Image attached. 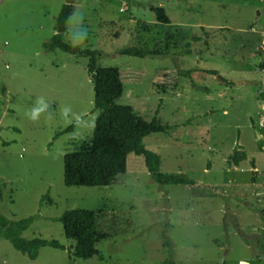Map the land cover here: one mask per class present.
<instances>
[{
	"label": "rangeland",
	"instance_id": "rangeland-1",
	"mask_svg": "<svg viewBox=\"0 0 264 264\" xmlns=\"http://www.w3.org/2000/svg\"><path fill=\"white\" fill-rule=\"evenodd\" d=\"M65 2L0 0V216L37 215L21 237L66 247L42 248L32 261L0 237V264H264V0H85L77 8L65 42L119 70L124 93L115 103L170 128L145 138V149L160 157L162 173L193 182L159 185L145 158L130 154L127 173L106 188L64 183L65 155L92 139L98 116L89 59L45 50ZM168 45L165 57L120 54ZM236 150L247 160L232 167ZM71 210L97 213L104 239L91 259L71 253L76 241L58 221Z\"/></svg>",
	"mask_w": 264,
	"mask_h": 264
},
{
	"label": "trees",
	"instance_id": "trees-1",
	"mask_svg": "<svg viewBox=\"0 0 264 264\" xmlns=\"http://www.w3.org/2000/svg\"><path fill=\"white\" fill-rule=\"evenodd\" d=\"M85 0H66L57 18V34L45 44V50L49 53L60 50L67 54L85 57L89 59L88 72L94 85L95 99L94 110L98 112L95 130L92 139L81 141L73 152L64 157V183L67 187H111L118 177L127 173V161L130 154L143 156L146 167L154 182L159 185H193L192 181L178 174H165L161 172L160 157L145 149V138L165 133L170 128L163 126L155 118L150 123H144L142 117L137 115L132 107L117 105L115 102L124 93V85L117 68H101L97 65L99 52L82 49L65 42L63 33L66 31L68 21L77 11V8ZM158 21L162 24H170L163 9H155ZM194 42L201 38H193ZM169 45L165 51L151 50L146 47L124 49L122 56L147 58L165 57ZM216 75L215 71H208ZM190 75V72L187 73ZM79 121L74 122L65 130L56 134L59 138L71 133ZM247 160V154L236 150L230 158V165L238 167ZM2 184L0 183V200L2 199ZM48 199L49 193L43 198L42 204ZM32 216L19 221H10L0 216V237L8 240L15 250L35 261L40 250L49 247L65 251L66 247L56 240H44L34 238L25 240L21 236L38 219ZM58 221L62 224L65 237L76 241L74 251L71 252L77 259H91L98 255L97 243L104 239L98 232L97 213L90 210H71L65 212ZM164 264H176L170 257Z\"/></svg>",
	"mask_w": 264,
	"mask_h": 264
},
{
	"label": "crops",
	"instance_id": "crops-1",
	"mask_svg": "<svg viewBox=\"0 0 264 264\" xmlns=\"http://www.w3.org/2000/svg\"><path fill=\"white\" fill-rule=\"evenodd\" d=\"M262 136V135H261ZM255 246L253 247V245H252V248H253V252L254 253H256V250L258 249V246H257V244H254ZM257 246V247H256ZM241 264H248V263H245V262H242Z\"/></svg>",
	"mask_w": 264,
	"mask_h": 264
},
{
	"label": "water",
	"instance_id": "water-1",
	"mask_svg": "<svg viewBox=\"0 0 264 264\" xmlns=\"http://www.w3.org/2000/svg\"><path fill=\"white\" fill-rule=\"evenodd\" d=\"M129 1V0H128Z\"/></svg>",
	"mask_w": 264,
	"mask_h": 264
}]
</instances>
